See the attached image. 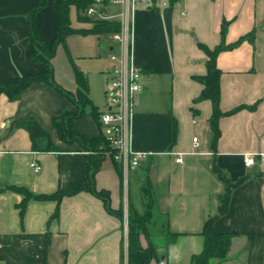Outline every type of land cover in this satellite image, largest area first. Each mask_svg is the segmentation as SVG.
I'll list each match as a JSON object with an SVG mask.
<instances>
[{
    "label": "crops",
    "instance_id": "1",
    "mask_svg": "<svg viewBox=\"0 0 264 264\" xmlns=\"http://www.w3.org/2000/svg\"><path fill=\"white\" fill-rule=\"evenodd\" d=\"M35 1L0 0L2 80L43 70L29 59L34 44L28 15ZM60 1L48 0L36 14L38 33L48 44L58 31ZM109 7L110 14L119 12L118 6ZM71 23L75 29L91 27L78 19L75 7ZM133 29L145 88L134 109L131 145L145 155L127 181L120 164L106 156L96 174L97 188L108 189L111 206L128 217L130 208L146 211L142 186L149 179L154 201L140 242L143 248L155 247L150 264H193V257L203 250L204 224L218 213L225 189L213 170L216 165L232 182L243 180L232 188L228 208L216 220L221 233L232 234L229 253L212 264H264V0H152L136 11ZM250 34L252 38H244ZM107 39L111 38L71 34L52 60L57 83L73 93L76 69L86 75L99 111L105 108L103 92L113 65V42ZM222 41L228 47L219 52L217 66L222 72L220 109L225 114L214 144L212 102H195L203 89L196 77L207 73L208 55L201 45L214 49ZM64 109L76 107L42 83L32 84L17 101L0 96V264H128L125 218L110 212L101 197L80 190L60 201H24L25 195L13 188L51 194L88 182L86 158L76 147L34 149L28 131L18 126L35 117L57 137L52 120ZM74 128L89 137L102 133L90 108L74 121ZM247 153L256 154L254 164L246 165ZM33 161L42 165L39 172L31 166ZM137 178L142 196L136 193ZM170 233L177 234L175 242H169Z\"/></svg>",
    "mask_w": 264,
    "mask_h": 264
},
{
    "label": "trees",
    "instance_id": "2",
    "mask_svg": "<svg viewBox=\"0 0 264 264\" xmlns=\"http://www.w3.org/2000/svg\"><path fill=\"white\" fill-rule=\"evenodd\" d=\"M47 3L48 0H36L28 15L29 36L34 44V49L30 53L29 59L32 63L41 66L43 70L34 74L20 76L14 81L0 79V96L5 94L10 101H17L32 84L42 83L53 87L56 91L68 98L75 105L76 109H64L58 115L54 116L52 120V127L56 131L58 138L68 145L66 148L60 147L51 139L49 143L43 146L40 145L39 140L42 139V137L50 138L51 134L35 117H29L20 121L18 126L28 131L34 149L44 151H64L70 150L72 145L77 143L80 146L77 150L84 155L87 161L89 180L77 188L51 194H34L26 187L14 186L13 188L25 195L24 201L32 197L47 199L55 198L60 201L66 194L76 193L80 190H88L101 197L110 212L116 214L121 219H124L123 209H114L111 206L110 191L105 188L99 189L96 186V174L102 166L106 153V149L99 146V143L102 142L104 145H108L104 135L101 133L99 136L89 137L88 135L76 131L74 128V121L82 118L86 114L87 109L90 108L93 117L102 129L100 123V111L93 104L90 97L88 78L82 71L76 69L75 77L77 90L73 93L57 83L52 64L57 48L65 43L66 38L69 35L74 33L109 35L118 32L120 30V24L114 19H99L88 16L87 10L93 5L94 0H61L59 7L58 31L54 41L51 44H48L40 37L36 27V14L44 9ZM73 7L76 8L78 19L80 21L93 24L89 29H75L72 27L71 10ZM225 31L224 25L222 29V37L225 36ZM251 36L252 35L250 34L244 38H252ZM244 38H242V40ZM201 47L208 55L207 73L196 77V79L203 84V89L200 95L195 99V102L206 99L212 102L213 112L210 122L214 133V144H216L220 136L218 122L220 117L225 114L220 109V78L222 72L217 66V56L219 52L226 49L228 46L222 41V43L214 49H209L204 45H201ZM175 134L176 131L173 127V139L175 138ZM118 168L122 174L121 166ZM213 170L225 183V189L220 195L218 213L209 217L204 224L202 231V236L204 238L203 250L200 254L193 257V264H212L213 260H224L227 257L231 246L232 234L221 233L216 227V220L226 212L230 202L232 188L241 182L243 178L237 182H232L218 166L215 165ZM142 188L148 201L146 211L140 213L133 208H130L128 213V264H150L152 259L156 256V250L153 245H150L148 248H143L140 242L141 235L145 234L147 231V224L151 219V205L154 201V195L149 179H145ZM176 239L177 234L170 233L168 238L169 242H175Z\"/></svg>",
    "mask_w": 264,
    "mask_h": 264
},
{
    "label": "built area",
    "instance_id": "3",
    "mask_svg": "<svg viewBox=\"0 0 264 264\" xmlns=\"http://www.w3.org/2000/svg\"><path fill=\"white\" fill-rule=\"evenodd\" d=\"M152 0H94L87 10V15L99 19L117 20L120 24L118 32L110 34L113 42L110 59L112 67L107 71L105 89L106 104L100 111L102 134L111 150L106 151L122 168L124 180L127 181L129 171L137 169L144 152L134 150L131 145L132 118L137 98L144 90L143 72L136 63L134 50V17L140 6L148 7ZM108 5H116L119 12L112 15L107 11ZM198 137H194L197 142ZM256 154H245L246 165L255 163ZM178 154L177 160L182 161ZM31 166L36 172L42 165L33 161ZM126 235L128 236V217L125 218Z\"/></svg>",
    "mask_w": 264,
    "mask_h": 264
},
{
    "label": "rangeland",
    "instance_id": "4",
    "mask_svg": "<svg viewBox=\"0 0 264 264\" xmlns=\"http://www.w3.org/2000/svg\"><path fill=\"white\" fill-rule=\"evenodd\" d=\"M110 9L111 8H117V6L116 5H110V7H109ZM109 9V10H110ZM112 14H117L118 13V11H117V9H115V10H112V11H110ZM83 15H85V14H83ZM93 24L91 23V26H92ZM107 36V38L108 37H110V34L109 35H106ZM110 40V42H111V39H107V41H109ZM100 83V82H99ZM106 89V88H105ZM103 100H105V94H104V92H103ZM105 103V102H104ZM101 108L103 107V104L100 106ZM50 139L55 143V144H58L60 147H62V148H66L68 145L65 143V142H63V141H61L59 138H58V136L57 137H53L52 135L50 136V138H48V137H42V139H40L39 140V143H40V145H45V144H47V143H49L50 142ZM99 146H102V147H104L105 149H106V151H110L111 150V148L108 146V145H104V143H102V142H100L99 143ZM72 147H76L77 149H79L80 148V146L77 144V143H74L73 145H72ZM112 151V150H111ZM123 174V173H122ZM131 177V176H130ZM123 178H124V175H123ZM140 187H139V180H138V178L136 179V189L137 190H139V192L138 191H136V193L137 194H139V196L141 195H143L144 193H143V191H141V189H139ZM127 217V215L124 213V218H126Z\"/></svg>",
    "mask_w": 264,
    "mask_h": 264
}]
</instances>
